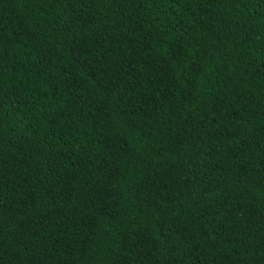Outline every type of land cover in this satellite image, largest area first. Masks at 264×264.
I'll use <instances>...</instances> for the list:
<instances>
[{
    "label": "trees",
    "instance_id": "trees-1",
    "mask_svg": "<svg viewBox=\"0 0 264 264\" xmlns=\"http://www.w3.org/2000/svg\"><path fill=\"white\" fill-rule=\"evenodd\" d=\"M0 264H264V0H0Z\"/></svg>",
    "mask_w": 264,
    "mask_h": 264
}]
</instances>
